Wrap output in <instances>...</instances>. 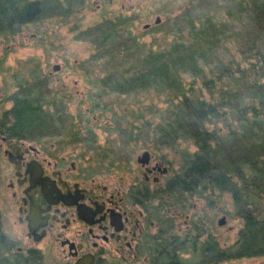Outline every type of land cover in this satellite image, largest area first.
I'll return each mask as SVG.
<instances>
[{
    "label": "rangeland",
    "instance_id": "1",
    "mask_svg": "<svg viewBox=\"0 0 264 264\" xmlns=\"http://www.w3.org/2000/svg\"><path fill=\"white\" fill-rule=\"evenodd\" d=\"M13 1L0 0V122L15 98L40 105L43 114L26 131L27 142L49 145L63 140L67 156L77 158L103 184L119 189L141 175L136 159L143 151L159 157L168 168L161 185H153L163 188L166 181L182 174L197 150L191 140L182 138L185 133L177 125L182 116L168 93L172 78L177 79L170 75L161 81L164 75L159 71L152 77L145 64L158 65L164 59L176 65L186 88L202 87L204 97L210 98L202 80L250 68L263 37L253 22L249 0H40L41 15L10 25L6 9ZM127 45L134 49L124 51ZM179 55H185V61L178 60ZM140 71L148 81L126 82ZM216 82L229 84L226 77ZM229 85L231 104L248 100L245 80ZM228 120L236 119L228 116ZM238 126L233 121L232 127ZM206 128H222L223 134L229 129L217 118ZM80 137L82 141H77ZM9 168L0 149V173ZM3 186L0 264H28L26 229L18 221L9 189ZM161 195L176 227L185 226V219L192 226L191 264L205 260L264 264V255H250L258 237L240 234L239 207L232 192L207 185L201 193L176 187ZM260 203L264 217V200ZM221 218L223 225L218 224ZM202 224L199 228L205 232L195 238L199 233L195 227ZM207 235L218 244L212 253L217 261L212 263L211 254L202 250Z\"/></svg>",
    "mask_w": 264,
    "mask_h": 264
},
{
    "label": "flooded vegetation",
    "instance_id": "2",
    "mask_svg": "<svg viewBox=\"0 0 264 264\" xmlns=\"http://www.w3.org/2000/svg\"><path fill=\"white\" fill-rule=\"evenodd\" d=\"M26 133L0 128V149L10 167L0 173V195L5 184L17 204L28 264H191L192 226L185 219V226L176 227L161 200L175 180L153 186L168 173L159 157L145 150L144 164L136 159L141 175L119 189L67 156L63 140L33 145ZM199 227L195 238L205 232ZM206 241L202 250L208 254V235Z\"/></svg>",
    "mask_w": 264,
    "mask_h": 264
},
{
    "label": "trees",
    "instance_id": "3",
    "mask_svg": "<svg viewBox=\"0 0 264 264\" xmlns=\"http://www.w3.org/2000/svg\"><path fill=\"white\" fill-rule=\"evenodd\" d=\"M40 0H16L6 9L8 23L25 24L35 20L42 13ZM253 13V22L263 37L253 54L250 68L238 69L228 74H217L216 79L204 78L202 85L210 93V98L204 97L202 87L186 88L180 80L179 71L168 62L160 60L159 64H145L155 77L159 71L164 75L161 81L172 78L168 93L171 100L181 114L178 127L183 128L185 135L196 147L192 158L187 162L182 174L174 177L173 189L180 188L193 193H201L206 186L228 190L232 192L235 204L239 207L237 216L240 217L242 227L240 234H255L257 245L250 253L251 256L264 255V217L262 205L264 200V0H249ZM134 46H125L124 51H132ZM148 55L146 59L150 58ZM188 56V54H186ZM185 55L178 56V60L185 61ZM192 59V56L190 57ZM151 62V61H150ZM157 70V71H156ZM226 77L231 81L242 79L247 82L249 90L248 100L233 105L229 102L231 86L217 83ZM148 81L145 73L140 71L131 74L128 84H143ZM217 84H221L217 86ZM219 93V94H217ZM218 95V100L216 96ZM42 108L23 98H15L11 109L3 114L0 122L1 130L5 132L23 133L32 129L42 116ZM228 116L233 119L228 120ZM235 117V118H234ZM213 118L226 122L229 129L223 134L221 129H208L206 124ZM233 121L239 123L232 127ZM206 185V186H205ZM242 235V236H243ZM210 262L217 261L213 252L218 250V244L212 238L208 240ZM212 255L215 256L212 258ZM225 259V258H222ZM221 259V260H222Z\"/></svg>",
    "mask_w": 264,
    "mask_h": 264
},
{
    "label": "water",
    "instance_id": "4",
    "mask_svg": "<svg viewBox=\"0 0 264 264\" xmlns=\"http://www.w3.org/2000/svg\"><path fill=\"white\" fill-rule=\"evenodd\" d=\"M160 19L157 17L156 18V23H159ZM148 27V24L145 25L144 28H147ZM58 69V66H54V70ZM148 156V152L147 151H144L142 152V154L140 156H138V159L137 161L141 164H144V161H145V158ZM219 225H223L224 224V218H221V220H219L218 222Z\"/></svg>",
    "mask_w": 264,
    "mask_h": 264
}]
</instances>
